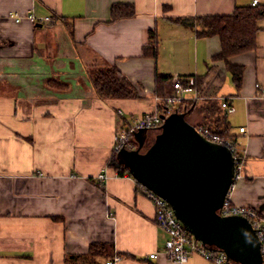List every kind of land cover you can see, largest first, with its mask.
<instances>
[{
	"label": "crops",
	"instance_id": "crops-1",
	"mask_svg": "<svg viewBox=\"0 0 264 264\" xmlns=\"http://www.w3.org/2000/svg\"><path fill=\"white\" fill-rule=\"evenodd\" d=\"M244 3L0 0V264H65L68 257L106 264L115 256V264H179L161 252L167 235L155 222L152 202L131 175L120 176L108 164L116 135L156 109V75L204 76L199 90L187 86L181 95L215 99H197L183 111L177 105L173 115L195 128H229L245 156L231 202L264 217V18L256 48L229 58L243 67L239 90L224 62L212 59L219 38L197 37L169 20L229 15ZM114 4L131 5L134 15L112 21ZM28 14L54 22L32 23ZM150 32L158 38L156 59L143 53ZM92 66H115L139 86L140 97L98 96ZM165 92H176L171 82ZM92 243L111 245L110 253L89 257ZM183 264L214 263L193 254Z\"/></svg>",
	"mask_w": 264,
	"mask_h": 264
},
{
	"label": "water",
	"instance_id": "water-1",
	"mask_svg": "<svg viewBox=\"0 0 264 264\" xmlns=\"http://www.w3.org/2000/svg\"><path fill=\"white\" fill-rule=\"evenodd\" d=\"M149 153L121 150L119 158L146 189L165 199L194 238L240 264H261L259 241L241 216H219L234 178L230 151L172 115ZM142 130L136 133V136Z\"/></svg>",
	"mask_w": 264,
	"mask_h": 264
},
{
	"label": "trees",
	"instance_id": "trees-1",
	"mask_svg": "<svg viewBox=\"0 0 264 264\" xmlns=\"http://www.w3.org/2000/svg\"><path fill=\"white\" fill-rule=\"evenodd\" d=\"M244 1L246 3L236 5L233 12L229 15H205L169 19L170 22L175 25L191 28L197 37L217 36L219 38L220 49L212 59L214 61L224 62L225 69L229 73L231 82L236 90H239L241 87L243 67L230 63L229 58L256 48L257 23L260 19L264 18V0H260L259 4L256 6L250 5L251 0ZM110 14L111 20L115 21L124 17H132L134 15V10L131 5L114 4L111 6ZM157 45L158 38L156 33L150 32L149 44L143 48L144 55L156 59ZM203 77L204 76L196 75L177 76L184 88L188 86L189 79H193V84L191 86L196 87L198 90L203 82ZM90 80L94 90L98 96L102 98L131 100L140 97L139 86L125 77L115 66H92ZM172 80L173 77L171 75H156L154 95L155 98L159 100V109L162 108V104L165 102L164 100L168 95L165 92V86L167 83L172 82ZM207 98L215 99V97L212 98L210 96L205 97V99ZM208 102H210V109L217 108L216 101ZM193 103V101L181 102L178 104L179 110L183 111L184 109H189L192 107ZM168 118L169 117L165 118L163 123L159 126L143 129L138 136H136V133L134 135H129L127 141L131 144V147H128L127 143H125L122 144L118 150H114L108 163L109 166L120 176L126 173L131 175L129 167L118 161L117 154L121 150H125L126 152L135 151L139 156L148 154L150 149L159 140L161 133L165 130L164 122ZM205 126L212 129L218 135L236 142L234 136L229 134L228 127L224 129H213L209 124ZM151 130L159 131V133L155 134L152 140L146 141V138L149 137V131ZM139 188H141L142 192L145 190V187L140 184H138V189ZM110 246L111 245L92 243L89 247L88 256L95 257L107 255L110 253ZM232 260L233 259L229 257L228 263ZM65 264H77L76 259L68 257L66 258ZM261 264H264V260L262 259Z\"/></svg>",
	"mask_w": 264,
	"mask_h": 264
},
{
	"label": "built area",
	"instance_id": "built-area-1",
	"mask_svg": "<svg viewBox=\"0 0 264 264\" xmlns=\"http://www.w3.org/2000/svg\"><path fill=\"white\" fill-rule=\"evenodd\" d=\"M259 2L260 0H251L250 5L256 6L259 4ZM9 16L13 17L15 22H19L21 19L19 16H16L12 13H10ZM26 18L32 23L50 24L54 22V20L48 16L36 18L32 14H28ZM192 83L193 81L189 79L188 87H190ZM171 84L172 88L176 92L172 95L166 96L164 100L165 102L162 104V108L160 109L158 108L159 100L155 98V101L158 105L153 112L143 114L128 127H126V129L120 131V133L116 135L114 150H118L120 146L125 143H127L128 147H131V144H129L127 141L129 135H134L135 133L143 129H150L152 127L159 126L161 123H163L165 118L170 117L175 113L176 106L187 98L185 99V97L181 95L182 91H184L185 88L183 87L179 78H173ZM197 99H205V97H201L198 95H194L192 97V101H196ZM220 99L221 107L228 113L233 112V108L227 104L226 99ZM196 130L205 139L226 147L232 154L234 166L233 182L229 187V190L223 200L221 207L217 210L216 213L219 216H241L246 218L256 233L260 246L261 259L264 260V217L260 215L256 208L234 205L230 199V191L233 188V184L237 179L240 178V173L242 171V168L244 167V153L239 149L236 142L218 135L212 129L206 126H199L198 128H196ZM239 131L243 132L244 128H239ZM98 177L100 179L105 178L104 175H100ZM143 194L153 204L154 219L156 224L167 235V239L161 252L168 260L183 264L187 262V260L193 254H197L203 259L214 264H228L229 256L227 254L215 247L204 245L185 229L183 224L176 217L172 206L165 199L146 188L145 190H143ZM148 257L154 258L155 254H150ZM119 259L120 258L118 256H115L112 259L106 261V264H115L117 261H119Z\"/></svg>",
	"mask_w": 264,
	"mask_h": 264
},
{
	"label": "rangeland",
	"instance_id": "rangeland-1",
	"mask_svg": "<svg viewBox=\"0 0 264 264\" xmlns=\"http://www.w3.org/2000/svg\"><path fill=\"white\" fill-rule=\"evenodd\" d=\"M186 99V98H185ZM189 99H192V98H189ZM185 101V100H184ZM183 101V102H184ZM195 101V100H194ZM157 133H159V131H156V130H151V131H149V137H147L146 138V141L147 140H152L153 139V137L155 136V134H157Z\"/></svg>",
	"mask_w": 264,
	"mask_h": 264
},
{
	"label": "bare ground",
	"instance_id": "bare-ground-1",
	"mask_svg": "<svg viewBox=\"0 0 264 264\" xmlns=\"http://www.w3.org/2000/svg\"><path fill=\"white\" fill-rule=\"evenodd\" d=\"M196 129V128H195Z\"/></svg>",
	"mask_w": 264,
	"mask_h": 264
}]
</instances>
